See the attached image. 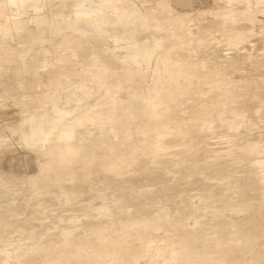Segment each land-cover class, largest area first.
<instances>
[{
  "label": "bare ground",
  "instance_id": "1",
  "mask_svg": "<svg viewBox=\"0 0 264 264\" xmlns=\"http://www.w3.org/2000/svg\"><path fill=\"white\" fill-rule=\"evenodd\" d=\"M8 1L13 16H17L25 11L28 12V10L22 11L21 7L24 5L36 10L39 8L36 4L41 0ZM124 2L74 0L70 4L67 3L69 8L66 20L70 24L65 28L77 32L81 37L88 32H97L103 43H107L108 39L112 40L116 47L112 48L109 45L106 47V51L111 56H119L120 48L126 49L129 53L127 57L137 65L135 76L139 79V84L133 89L126 88L124 81L112 84L110 79L113 69L100 56H96V60L86 61L85 66L78 68L77 73H72L71 68H61V71H58L59 67L48 65L49 63L39 67L24 66L25 70H35L38 79L35 85L38 88L43 86L42 83L45 84L44 90L34 92L43 95L44 98L35 103V107L30 104L26 108L28 111L32 110L26 121L31 125V131L13 125L14 121L1 115L0 128L7 124L14 141L28 148V152H33L32 148L35 147H48L47 152H49L51 144L54 143V151L65 157L77 151L86 139L85 134L89 133V129L78 131V126L84 123L92 110H95L94 107L99 105L101 98L110 96L113 107L119 104V99L116 98V94H119L123 99H127V102H122L119 107L117 105L118 108L114 106L113 109L119 111L137 105V124L144 131L141 133L147 136L146 139L133 135V141L127 140L121 145L123 156L119 163L109 164L104 171L93 168L87 170L85 176L78 178L79 186L73 189L68 187L67 181L73 178L72 175L79 176V173L68 167L66 163L56 166L52 163H44L32 171H21L13 165V162L3 164L0 166V188L7 192L5 197L16 198L13 191L18 193L30 191L36 198H41L44 192L36 184L37 179L40 181L51 179L59 190V193L54 195L55 200L79 201L83 192L90 193L89 195L95 194L97 179L107 175L106 181L118 183H105V187H122L120 191L132 190L141 193L161 187L158 190L170 195L167 198L163 195L161 197L183 211L188 210L187 198H190L195 190H202L211 195H215L225 186L241 192L247 191L245 183L250 181L251 172L258 169L260 189L263 194L255 197L249 192L242 202L244 206H264V158L253 162L249 155L256 152L263 154L264 157V47L262 51H258L261 46L257 45V38L254 39L256 35H264V17L261 18L262 15L264 16V9H259L264 6L244 8L245 14L248 15L249 26L236 25L231 29V33L225 24L216 29L208 22L201 29L200 23H194L193 18L187 16L190 11L183 8L176 11L177 8L184 6L185 0H174V3L180 7L163 6V11L161 7H156L148 1L144 8H141L127 0L129 6L136 7L130 11L122 8L121 4ZM191 2L192 0H189L188 4ZM159 3L161 4V1ZM4 7L3 5V11ZM111 11L115 14L116 21L110 17ZM207 12L209 11L204 10L203 15ZM1 15L2 10H0ZM10 17L7 13H3V19L7 23ZM35 18L31 17L29 21ZM28 23L22 26L26 27ZM22 26L17 25V27ZM186 31L189 32L188 47L178 40L179 32ZM217 31L226 35L228 48H222L218 44ZM29 32L33 33L32 27H29ZM19 34H25V31ZM3 35L4 38L9 37L11 40L14 38L13 35L7 36L5 33L0 36ZM171 35L174 43L170 44L169 48L166 45L163 55L157 58L158 62L163 63L165 72L161 78L162 88L155 89L146 104H135L134 99L141 96V83L145 81V74L140 70L139 63L154 50L149 45V40L152 38L153 44L161 45L166 43L167 37ZM79 41L86 43L82 38ZM195 41H199V44ZM194 43L203 48L202 55L193 52L190 46ZM176 45L178 49L174 47ZM64 46L67 45L57 43L58 48ZM93 66L96 68H89ZM51 68H55L56 71L53 73ZM97 68L100 69L96 71ZM15 69L14 76L21 74V68ZM90 71L94 72L89 74ZM42 79L44 82L41 81ZM72 84H76L83 93L84 96L80 94L81 97L83 96L81 100L77 99L73 91V93L68 92ZM0 106H2L1 111L3 109L1 101ZM25 119L17 121L23 123ZM145 132L151 135L148 136ZM141 133L136 132L139 136ZM171 133L177 134L176 144L184 146L182 151L177 152L180 156L179 160L173 164L168 157L173 154V150L167 151L169 140L163 139ZM196 137L197 141H195ZM2 142L3 139L0 137V144ZM194 142H197V147L192 152L189 146ZM131 143L134 144L131 146ZM27 171L31 174H27ZM239 173L245 180L243 185H238L235 179ZM8 174L19 179L20 184L4 182ZM25 179H29V182L26 183ZM213 180L216 182L213 183ZM251 188H254V185L253 187L251 185ZM184 193L188 196L181 195ZM186 196L187 198H184ZM123 203L125 200L122 201ZM74 205L80 206L79 203ZM33 206L35 208L28 217H34L33 213L37 214L42 205L37 203ZM101 211L109 212L104 208ZM24 222L25 219H15L12 215L7 219L0 216V264H45L43 254L39 251L23 253L24 233H26ZM34 246L39 244L34 243ZM144 247V245L137 248L127 247L122 250V257L128 256L136 260L145 250ZM223 247L222 243L218 242L213 247L215 248L213 251L226 256ZM15 248L22 251V255L17 261H12L10 252ZM211 248L205 247L196 250L195 253L191 250L187 256L207 258L213 253ZM173 252L176 253L175 250Z\"/></svg>",
  "mask_w": 264,
  "mask_h": 264
},
{
  "label": "rangeland",
  "instance_id": "2",
  "mask_svg": "<svg viewBox=\"0 0 264 264\" xmlns=\"http://www.w3.org/2000/svg\"><path fill=\"white\" fill-rule=\"evenodd\" d=\"M73 1L41 0L37 2L39 8L36 10L24 5L21 7L22 11L28 10V12L13 16L9 1L0 0V10H2L0 24H6L0 26V35L5 33L14 37L11 40L9 37L4 38V35L0 36V101L3 105L0 115L6 116L14 121L13 125L22 126L27 131H31V125L26 121L32 110L28 111L26 108L30 104L35 107V103L44 98L43 95L34 92L42 91L46 86L42 83L43 86L38 88L35 85L38 83L35 70H25L24 66L39 67L49 63L48 65L59 67L58 71H61V68H71L72 73H77L78 68H83L86 61L96 60V56H100L113 69L110 79L112 84L124 81L126 88L129 89L139 84V79L135 76L137 65L127 57L129 53L126 49L120 48L119 56H111L106 51V47L108 45L112 48L116 47L112 40L108 39L107 43H103L97 32H88L81 37L77 32L65 28L70 24L66 20L69 8L67 3ZM121 1H125L121 4L123 9L132 11L136 8L129 6L127 0H118L119 3ZM146 1L161 7V11L163 6L180 7L174 3V0H130L141 8H144ZM188 2L189 0H185L184 6L177 8L176 11L182 8L190 11L187 16L193 18L194 23H200L201 29L210 22L216 29L225 24L231 33V29L236 25L249 26L248 15L245 14L244 8L264 6V0H192L190 4ZM16 8L15 6L14 9ZM259 9L262 10L264 7ZM204 10L209 12L203 15ZM3 13H7L9 17L12 15L8 23L3 19ZM109 15L114 21L117 20L113 11L109 12ZM12 17L16 18L12 19ZM31 17L36 18L29 21ZM263 17L262 15L261 18ZM27 23L26 27L22 26ZM29 27H32L33 33L29 32ZM23 31L25 34L20 35L19 33ZM179 33L178 40L188 47L189 32ZM221 33H217L218 44L222 48H228V39ZM148 34L152 37L150 32ZM80 38L86 43L80 42ZM254 39L257 45L261 46L258 51H262L264 35H256ZM58 42L67 46L58 48ZM172 43H174L172 35L168 36L166 43L161 45L153 44L152 38L149 40V45L154 50L139 63L140 70L145 74V81L141 83V96L134 99L135 104H146L155 89L162 88L161 78L165 72L163 63L158 62L157 58L163 55L167 48L165 46L169 48ZM197 43L190 47L193 52L202 55L203 48L196 46ZM174 47L179 48L178 45ZM16 67L21 68L22 72L14 76ZM99 69L97 68L96 71ZM51 71L54 73L56 70L51 68ZM93 72L90 71L89 74ZM44 79L41 81L44 82ZM68 92L73 93L80 100L84 96L76 84H72ZM80 94L83 96L81 97ZM116 98L119 99V104L113 107L110 96L101 98L99 105L94 107L95 110H92L84 123L78 126V131L89 129V133L85 134L86 139L77 151L65 157L54 151V143L51 144L49 152H47L48 147H35L32 148L33 152H28V148L14 141L8 125L5 124L0 128V137L3 139L0 144V166L13 162V165L21 171H32L44 163H52L55 166L66 163L68 167L79 173L77 177L72 175L73 178L67 181V185L71 189L77 188L78 178L85 176L87 170L93 168L104 171L109 164L119 163L123 156L121 145L127 140L133 141V135L144 140L147 137L143 136L141 132L144 131L137 124V105L117 111L113 109L114 106L118 108L122 102H127V99H123L119 94H116ZM33 99L37 102H33ZM22 118H26L23 123L17 121ZM136 132L141 135H137ZM145 133L151 135L149 132ZM163 139L169 140L167 151L173 150V154L168 155L173 164L179 160L180 156L177 152L182 151L184 146L176 144V133H171ZM133 144L131 143V146ZM196 147L197 142H194L189 149L193 152ZM249 155L253 162L264 158L263 154L256 152ZM27 174L31 173L27 171ZM6 177L4 182L20 184L16 177L9 174ZM100 178L97 179V192L92 195L83 192L79 201L55 200L54 195L58 194L59 190L51 179L41 181L37 179L36 184L44 192L41 198H36L30 191L20 193L13 191L16 198L7 199L5 197L7 192L0 188V216L4 219L10 215L15 219H25L23 253L39 251L43 254L45 264H76L77 262L82 264H264V206H244L242 202L249 192L255 197L263 194L260 189L258 169L251 172L250 181L246 183L240 173L236 176L238 185L245 183L247 191L241 192L225 186L215 195L202 190L193 191L190 198H187V193L181 194L187 195L184 198L188 200V210L183 211L161 197V195L166 198L170 196L158 190L161 187L141 193L132 190L120 191L122 187H105V183L118 182L106 181L107 175ZM25 181L28 183L29 179ZM215 182L216 180H213V183ZM251 185L252 187L254 185V188H251ZM123 200L125 203L122 204ZM37 203H41V208L37 214L33 213L34 217H28L35 208L33 205ZM78 203L80 206L74 205ZM103 208L108 209L109 212H102ZM24 211L27 213H22ZM218 242L224 246L222 249L226 256L213 251L215 249L213 247ZM34 243L39 246H34ZM140 245H144L145 250L136 260L128 256L122 257L123 249L137 248ZM205 247H212L213 252L207 258L187 256L191 250L195 253L196 250ZM174 250L176 253L173 252ZM21 255L22 251L18 248L10 252L12 261H17Z\"/></svg>",
  "mask_w": 264,
  "mask_h": 264
}]
</instances>
